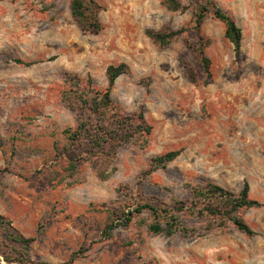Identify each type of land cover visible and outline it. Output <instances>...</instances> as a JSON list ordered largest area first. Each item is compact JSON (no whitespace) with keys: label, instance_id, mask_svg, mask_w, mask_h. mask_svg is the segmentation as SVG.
<instances>
[{"label":"rangeland","instance_id":"obj_1","mask_svg":"<svg viewBox=\"0 0 264 264\" xmlns=\"http://www.w3.org/2000/svg\"><path fill=\"white\" fill-rule=\"evenodd\" d=\"M96 1L105 9L100 32L82 30L72 0H0V264H61L74 254L73 264H264V0H214L242 29L239 54L212 11L194 28L207 0H180L187 9L178 12L162 0ZM182 27L188 32L166 47L146 35ZM121 63L130 72L112 97L123 114L144 110L149 142L70 170L75 147L64 131L77 122L62 102L66 73L105 89L108 67ZM175 150L174 162L150 172L153 158ZM205 180L234 193L250 184L261 206L239 215L253 236L185 213L191 234H154L145 210L104 238L109 208H167ZM8 231L35 241L23 248Z\"/></svg>","mask_w":264,"mask_h":264},{"label":"trees","instance_id":"obj_2","mask_svg":"<svg viewBox=\"0 0 264 264\" xmlns=\"http://www.w3.org/2000/svg\"><path fill=\"white\" fill-rule=\"evenodd\" d=\"M162 4L172 12L187 9L180 0H162ZM104 10V7L96 0H72L71 2L72 16L84 31L100 32L104 29L99 19L100 13ZM210 11L213 12L216 19L224 24L225 37L234 45L236 54H239L243 40L242 29L234 17L214 0H207L205 4L199 5L194 15L196 31L200 32ZM188 30L187 27L165 31L147 29L146 35L154 44L166 47ZM208 44L209 42H200L198 50L207 78L210 79L212 77L211 61L205 53V47ZM15 61L19 64H26L20 59H15ZM30 64L28 63V65ZM129 72L130 67L127 63L109 66L106 73L108 86L105 89L94 87L91 77L83 79L77 74L66 73L62 102L67 109L74 113L77 122L76 129L64 131L67 138L72 142V147H75L68 157L70 170H75L79 162L94 158L112 162L118 150L130 142H140L142 146L148 144L153 127L147 122L144 110L123 114L112 97L117 79ZM181 153V150H175L153 158L151 161L152 171L150 172L166 168ZM187 186L189 189L188 198L177 200L173 206L167 208L158 207L151 203L139 204L134 210L128 212L125 210L119 212L109 208V220L105 227L104 238H112L116 229L128 227L134 218V214H141L145 210H148L153 216L154 221L150 223L149 230L154 234L167 236H172L177 232L183 235L191 234V229L183 225L182 213L199 219L206 217L221 219V226H224L229 220L235 228L246 235L253 236L255 234L239 215L242 211L261 206L259 201L251 198V187L248 182L244 183L243 188L238 193L207 180L187 184ZM0 223L6 224L1 216ZM6 238L26 249L35 241L34 238L26 239L11 231H8ZM20 256L23 259L25 257L22 253ZM75 256L76 254L72 255L68 262L61 264H73Z\"/></svg>","mask_w":264,"mask_h":264}]
</instances>
